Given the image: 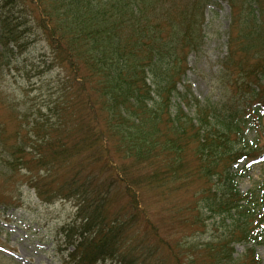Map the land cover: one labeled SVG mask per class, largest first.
<instances>
[{"label":"trees","instance_id":"obj_1","mask_svg":"<svg viewBox=\"0 0 264 264\" xmlns=\"http://www.w3.org/2000/svg\"><path fill=\"white\" fill-rule=\"evenodd\" d=\"M228 1L220 94L201 100L180 84L211 0H0V74L37 32L63 73L54 119L0 125L1 173L76 200L61 264H170L161 250L173 264H262L264 186L242 192L237 167L264 156V0ZM175 193L190 198L172 220L213 228L202 242L155 219ZM237 243L251 245L234 256Z\"/></svg>","mask_w":264,"mask_h":264},{"label":"rangeland","instance_id":"obj_2","mask_svg":"<svg viewBox=\"0 0 264 264\" xmlns=\"http://www.w3.org/2000/svg\"><path fill=\"white\" fill-rule=\"evenodd\" d=\"M231 11L228 0H211L203 23L202 47L188 55L189 69L180 88L184 90V85H189L201 100L216 99L220 94L219 70L228 54ZM28 39L30 43L25 51L0 74V125L8 131L17 127L20 119L25 122V116L29 121L36 117L54 119L52 107L64 94L63 73L50 60L49 44L39 32ZM3 99L11 101L13 109L6 107ZM244 165L243 161L237 167L241 175V190L246 192L260 185L263 187L264 161H255L247 168ZM2 169L0 164V264H61L62 251L66 246L61 228L74 218L76 200L40 199L27 184L25 170L8 176L1 173ZM189 198L188 194L175 193L167 202L172 205L170 208L154 203L152 212L158 221L165 220L162 230L171 240L188 235L189 239L200 243L212 234L213 228L194 231L189 225L178 224L171 218L174 207L183 205ZM119 203L112 210H116ZM246 247L244 243H237L234 256L242 255ZM256 250L264 264V243L258 244ZM158 255L173 264L168 251L161 250ZM100 264L119 263L108 259Z\"/></svg>","mask_w":264,"mask_h":264}]
</instances>
